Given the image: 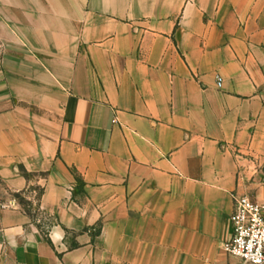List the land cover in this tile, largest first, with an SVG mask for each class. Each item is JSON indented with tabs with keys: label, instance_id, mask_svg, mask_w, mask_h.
I'll list each match as a JSON object with an SVG mask.
<instances>
[{
	"label": "crops",
	"instance_id": "obj_1",
	"mask_svg": "<svg viewBox=\"0 0 264 264\" xmlns=\"http://www.w3.org/2000/svg\"><path fill=\"white\" fill-rule=\"evenodd\" d=\"M263 159L264 0H0V264H240Z\"/></svg>",
	"mask_w": 264,
	"mask_h": 264
},
{
	"label": "built area",
	"instance_id": "obj_2",
	"mask_svg": "<svg viewBox=\"0 0 264 264\" xmlns=\"http://www.w3.org/2000/svg\"><path fill=\"white\" fill-rule=\"evenodd\" d=\"M217 84L221 89V77H218ZM233 200V234L224 246L225 251L245 264H264V204L246 195L235 194ZM18 206L17 197L0 205L2 209H16Z\"/></svg>",
	"mask_w": 264,
	"mask_h": 264
},
{
	"label": "rangeland",
	"instance_id": "obj_3",
	"mask_svg": "<svg viewBox=\"0 0 264 264\" xmlns=\"http://www.w3.org/2000/svg\"><path fill=\"white\" fill-rule=\"evenodd\" d=\"M245 194L254 201H258L264 204V159L255 161L254 164L250 166L245 176L244 181ZM40 194L39 190H36ZM19 202L25 206L29 207L30 203L26 200L24 194L16 195ZM29 209V208H28ZM240 264H244L240 262Z\"/></svg>",
	"mask_w": 264,
	"mask_h": 264
}]
</instances>
